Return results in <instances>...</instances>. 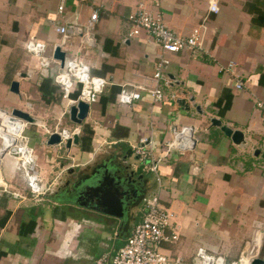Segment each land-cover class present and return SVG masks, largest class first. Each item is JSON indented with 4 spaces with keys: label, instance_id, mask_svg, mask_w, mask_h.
<instances>
[{
    "label": "crops",
    "instance_id": "crops-1",
    "mask_svg": "<svg viewBox=\"0 0 264 264\" xmlns=\"http://www.w3.org/2000/svg\"><path fill=\"white\" fill-rule=\"evenodd\" d=\"M216 2L215 15L209 12L210 0H64L60 13L61 0H0V110H22L37 120L31 125L36 129L27 126L24 131L36 151L37 172L53 179L100 156L99 150L125 153L130 144L149 137L161 184L152 193L172 214L171 229L178 234L177 241L159 251L183 264H199V252L231 264L256 229L264 235V160L253 156L256 150L264 152V112L257 107L264 103V0ZM140 7L159 16L182 38L198 29L206 50L170 57L160 81L164 97L159 102L142 88H151L149 79L161 50L143 31L128 37V16ZM94 12L98 19L90 28ZM58 27L67 33L58 34ZM29 42L44 45L41 59L48 65L28 53ZM57 46L66 53L65 62L79 61L91 76L106 81L87 119L76 126L68 118L63 127L79 130L78 145L68 151L47 146L44 135L45 128L59 122L56 112L62 109L57 92L51 94L58 88L49 71L51 65L60 68L52 59ZM230 62L236 64L241 90L229 73L220 71ZM13 81L19 83V95L9 90ZM122 91L140 92L141 99L122 104ZM190 98L201 113L191 105L186 111L176 104ZM211 118L243 132L246 143L234 145L210 126ZM183 126L192 128L194 148L168 152L165 144L172 140L171 129ZM117 128L127 130V135L122 130L115 133ZM82 142L87 150L81 149ZM17 165L11 155L0 164V264H94L98 256L113 254L125 244L136 225L132 226L134 218L127 231L120 232L121 221L96 206L48 196L27 199L26 180L16 172ZM262 242L261 259L264 236Z\"/></svg>",
    "mask_w": 264,
    "mask_h": 264
},
{
    "label": "built area",
    "instance_id": "built-area-1",
    "mask_svg": "<svg viewBox=\"0 0 264 264\" xmlns=\"http://www.w3.org/2000/svg\"><path fill=\"white\" fill-rule=\"evenodd\" d=\"M63 1L61 0V4L58 7L59 13L63 10ZM209 12L215 15L218 14L219 8L216 0H210ZM97 19L98 13L94 12L90 17V28L93 27ZM128 23L131 26L128 37L138 36L143 31L154 40L161 50V56L155 66V72L149 79L151 88H142V91H145L153 102H159L164 97L160 81L164 78V72L170 64V57L173 54L192 49L206 52L201 43L202 33L195 29L187 38L177 36L165 27L159 16L150 14L141 7L128 16ZM56 32L65 35L67 30L64 27H58ZM26 49L30 55L39 60L43 55L44 45L38 42H29ZM39 61H41V65H48L46 59ZM220 71L229 73L237 81L236 89H242V83H240L236 72V64L230 62L220 67ZM53 79L62 92L61 106L63 112L61 118L68 115L69 108L76 106L79 102H84L89 106L96 103L106 86V81L103 78L91 76L86 65L76 60L66 61L59 74ZM74 90H77L78 95L75 99H72L70 95L73 94ZM140 99V92L122 91L119 94V101L125 105H131ZM257 107L264 112V103L259 102ZM3 112L0 110L1 144L5 141L4 136H7V131L1 128L5 118ZM60 121L61 119L53 129L45 128L44 135L47 139L53 133L59 134L61 142L55 148L64 150L63 147L67 140L72 139L74 134L79 133V130L77 128L68 130L60 127ZM28 125L22 123V131L17 134L16 138L13 136L16 140L8 150L7 155L13 156L18 163V168L24 171L26 188L32 199L41 200L57 184L59 177L65 171L57 174L42 187L38 184L39 179L34 172L33 149L28 144V139L24 136L25 128ZM192 134V128L190 127L183 126L179 128L177 133L172 136V140L165 144V149L168 152L171 150L186 151L185 149L192 145ZM130 150L133 157H137L143 165V171L151 174L157 186L161 187L157 172L158 161L153 156V145L150 138H140L137 143L130 144ZM172 218V214L160 206L159 196L156 193L150 195L143 200L142 219L135 225L125 244L113 254L105 253L98 256L94 264H183L180 259L169 258L159 251L162 246L178 240V234L171 229ZM263 236L262 229H256L251 241L245 245L240 257L231 264H251L253 260L259 258ZM197 260L199 264H222L214 256L205 252H199Z\"/></svg>",
    "mask_w": 264,
    "mask_h": 264
},
{
    "label": "water",
    "instance_id": "water-1",
    "mask_svg": "<svg viewBox=\"0 0 264 264\" xmlns=\"http://www.w3.org/2000/svg\"><path fill=\"white\" fill-rule=\"evenodd\" d=\"M52 59L55 62H58L60 68L62 69L65 64L66 53L62 50L60 46L54 48L52 53ZM27 74H23V77H26ZM9 90L15 95L20 94L19 83L16 81L11 82ZM193 98L188 100L179 99L176 101V104L182 108H185L186 111H189V105L196 111L200 112V108L194 104ZM89 105L84 102H79L76 106H71L68 111L69 121L76 126H80L88 117ZM4 122L2 124V130H6L5 122L9 124H22L26 123L29 125H35L37 120L30 116L29 113L22 110L14 109L12 112H3ZM210 126L217 128L220 132L231 140V142L240 146L246 143L245 135L239 130H233L226 125H223L222 122L216 118H211ZM177 133V128L173 127L171 129L172 136ZM193 135V134H192ZM4 140L9 138L4 136ZM61 138L59 134L53 133L48 136L46 140V145L49 147H57L60 144ZM5 141L1 144L0 148V164L2 159L7 155V148H3ZM79 143L78 134H74L72 139L67 140L64 150L68 151L71 149V146H77ZM195 140L194 135L192 137L191 147L185 149L186 151L192 150L194 148ZM113 150V151H110ZM112 152L111 161L103 163L102 166L93 168L90 173L84 174L85 170L90 169L91 161L87 164L77 165L67 170L66 175H76L75 182L73 183L74 188L84 187L83 191L79 195V200L84 198L86 195L92 194L91 198L96 199V208L101 210L107 216L114 217L121 221L119 231H127V227L130 222L133 221V210L140 204L143 203V200L153 195L152 191L146 196V192L150 189L151 181H155L153 176L149 173L143 171V165L139 162L137 157H133L131 150H127L123 155V152L118 149L110 148L108 151L99 150L100 155ZM95 153V154H96ZM255 158L260 156L264 160V152L256 150L253 153ZM64 165L62 164L60 168ZM78 170V171H76ZM65 173V172H64ZM64 175L62 174L57 184L50 190L45 196L55 197V192L60 188L61 183L63 182ZM157 187L156 181L154 182L153 188ZM152 188V190H153ZM135 193L136 196L140 195L137 200L129 202V195ZM143 194V196H141ZM58 200V199H57ZM79 202V201H78ZM78 206L86 207L84 204H78ZM95 208V207H94ZM102 208V209H101ZM251 264H264V258H257L252 261Z\"/></svg>",
    "mask_w": 264,
    "mask_h": 264
},
{
    "label": "flooded vegetation",
    "instance_id": "flooded-vegetation-1",
    "mask_svg": "<svg viewBox=\"0 0 264 264\" xmlns=\"http://www.w3.org/2000/svg\"><path fill=\"white\" fill-rule=\"evenodd\" d=\"M125 153L123 152V155ZM111 156H112V152L97 156L96 158H94L91 161V165H90V169L89 170H85L84 174H88L90 173V171L93 168L96 167H100L102 166L103 163H107L108 161H111ZM78 167V166H77ZM78 171V170H76ZM77 175V174H76ZM73 174L72 175H64V179L63 182L60 185V188L55 192V197L58 200H63L66 202H71L73 204H84L86 207H90L93 208L96 206V199L95 198H91L92 194L90 195H86L84 198H82L81 200H79V195L84 192L83 188L84 187H78V188H74L73 187V183L75 182L76 178ZM140 195H137L135 193H132L131 195H129V202H133L134 200H137V198H139ZM143 196V194L141 195ZM79 201V202H78Z\"/></svg>",
    "mask_w": 264,
    "mask_h": 264
},
{
    "label": "rangeland",
    "instance_id": "rangeland-1",
    "mask_svg": "<svg viewBox=\"0 0 264 264\" xmlns=\"http://www.w3.org/2000/svg\"><path fill=\"white\" fill-rule=\"evenodd\" d=\"M44 53L45 52H43L42 54L44 55ZM50 64H51V61H50ZM65 65V64H64ZM54 65H51V67H49L50 69H49V71H50V74H51V77L52 78H55V76H57L58 74H59V72H60V68L59 67H57V65H55V67H53ZM60 105H61V102H60ZM59 108L61 109L62 108V106H59ZM60 111H61V114H62V112H63V109H61V110H57V116L59 117V120L61 119L62 120V122L60 121V127H66V122L68 121V115H65L64 117H60ZM60 114V115H59ZM62 123H63V125H62ZM73 125V124H72ZM72 125H70L69 126V128H68V126H67V129L68 130H71V129H73V128H71L72 127ZM28 128L30 129H36L35 127H32L31 125H28ZM48 128H54V124L53 125H51V127H48ZM27 130V129H26ZM0 148H1V141H0ZM36 151H34V148H33V152H32V157L34 158V172L37 174V177H38V179H39V182H38V184L42 187L43 186V184H45V182H47L49 179H52V177L50 178V176H41L40 174H39V172H37L39 169H38V167H37V165H36ZM18 174H20V175H23V179L25 178L24 177V171L21 169V168H19L17 171H16ZM19 179V178H18ZM49 181H51V180H49ZM48 181V182H49ZM154 182L155 181H153V183H152V181H151V186H150V189L146 192V196L152 191V188H153V186H154ZM0 183H2V181H1V179H0ZM23 195H25V196H27L26 198L27 199H29V198H32L31 197V195H30V193L28 192V189L26 188V185H24V188H23ZM142 210H143V203H140L139 205H138V207L137 208H135L134 210H133V214H134V221H133V223H132V226L134 225V223L137 225L139 222H140V220H141V212H142ZM264 247V246H263Z\"/></svg>",
    "mask_w": 264,
    "mask_h": 264
},
{
    "label": "bare ground",
    "instance_id": "bare-ground-1",
    "mask_svg": "<svg viewBox=\"0 0 264 264\" xmlns=\"http://www.w3.org/2000/svg\"><path fill=\"white\" fill-rule=\"evenodd\" d=\"M4 125L6 126V135L9 137L5 140V143L3 145V148L10 149L14 141L16 140L15 138L17 137V134H19L22 131V124H9L8 122H5ZM15 138H14V137Z\"/></svg>",
    "mask_w": 264,
    "mask_h": 264
},
{
    "label": "trees",
    "instance_id": "trees-1",
    "mask_svg": "<svg viewBox=\"0 0 264 264\" xmlns=\"http://www.w3.org/2000/svg\"><path fill=\"white\" fill-rule=\"evenodd\" d=\"M48 79H50V77L48 78ZM52 82H53V84H54V79L52 78V79H50ZM56 85V84H55ZM57 86V85H56ZM57 88H58V91H55V92H51V94L53 93H56L57 92V98H56V102L57 103H60L61 102V100H62V92H61V90H59V87L57 86ZM77 95H78V92H75V93H73V94H71L70 95V98H72V99H75L76 97H77ZM44 102H46L47 104H49L50 103V100H48V99H46V97H45V95H44ZM121 130L123 131V134L126 136L127 135V130H124V129H122V128H117L116 129V131H115V133H120L121 132ZM83 133H85L88 137H91L92 136V132H90L89 130H85L84 129V131H83ZM81 149H85V150H87L88 148L86 147H83V142L81 143Z\"/></svg>",
    "mask_w": 264,
    "mask_h": 264
}]
</instances>
